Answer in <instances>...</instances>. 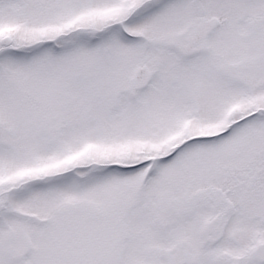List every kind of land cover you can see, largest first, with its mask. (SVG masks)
Here are the masks:
<instances>
[{
  "label": "snow or ice",
  "instance_id": "snow-or-ice-1",
  "mask_svg": "<svg viewBox=\"0 0 264 264\" xmlns=\"http://www.w3.org/2000/svg\"><path fill=\"white\" fill-rule=\"evenodd\" d=\"M0 264H264V0H0Z\"/></svg>",
  "mask_w": 264,
  "mask_h": 264
}]
</instances>
